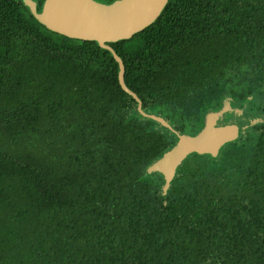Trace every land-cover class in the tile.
Masks as SVG:
<instances>
[{"label": "trees", "instance_id": "1", "mask_svg": "<svg viewBox=\"0 0 264 264\" xmlns=\"http://www.w3.org/2000/svg\"><path fill=\"white\" fill-rule=\"evenodd\" d=\"M107 44L140 109L112 51L0 0V264H264V94L215 153L148 171L230 111L232 75L264 81V0H168Z\"/></svg>", "mask_w": 264, "mask_h": 264}, {"label": "water", "instance_id": "2", "mask_svg": "<svg viewBox=\"0 0 264 264\" xmlns=\"http://www.w3.org/2000/svg\"><path fill=\"white\" fill-rule=\"evenodd\" d=\"M167 1L114 0L111 3H102L97 0H44L39 12L35 1L23 0V3L48 29L68 37L96 40L101 47L112 51L119 64V83L126 92L134 96L138 101V109H140L141 101L124 82L122 59L107 43L128 38L149 25L156 19ZM146 116L164 126L171 127L167 120L157 113H146ZM236 133L237 126L234 124L218 126L213 122H207L205 128L196 135L180 133L176 144L149 165L148 171L160 170L167 184L173 177L176 166L189 152L215 153L226 140L233 138Z\"/></svg>", "mask_w": 264, "mask_h": 264}, {"label": "rangeland", "instance_id": "3", "mask_svg": "<svg viewBox=\"0 0 264 264\" xmlns=\"http://www.w3.org/2000/svg\"><path fill=\"white\" fill-rule=\"evenodd\" d=\"M231 77L233 80L231 82H226L220 88V91H218L219 92L218 95L215 96L213 99H211L209 102L210 104H212L218 99H221L226 104L224 110H230V111L228 113L225 112V114L223 113L224 116L223 115L218 116L215 122L212 120V117L210 119L209 116H207L206 118L207 122H213L218 126L220 125L226 126L228 124L243 126L245 125V120L247 119H250V121L259 120L260 118L256 117V114H251L250 109H247V101L241 102L238 96L249 94L252 102H254L255 104L260 103L262 101L261 99L264 94V81L261 80L259 87H257V80L254 79L253 76L239 75L237 77L235 75H232ZM229 89H233L235 95L230 101L225 96L226 94L225 91ZM204 107L205 106H202L201 109H203ZM187 134L189 133L187 132Z\"/></svg>", "mask_w": 264, "mask_h": 264}]
</instances>
